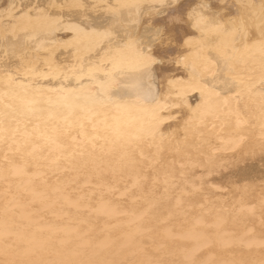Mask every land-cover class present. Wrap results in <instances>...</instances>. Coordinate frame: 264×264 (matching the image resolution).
I'll return each mask as SVG.
<instances>
[{
    "label": "bare ground",
    "instance_id": "1",
    "mask_svg": "<svg viewBox=\"0 0 264 264\" xmlns=\"http://www.w3.org/2000/svg\"><path fill=\"white\" fill-rule=\"evenodd\" d=\"M264 0H0V264H264Z\"/></svg>",
    "mask_w": 264,
    "mask_h": 264
},
{
    "label": "snow or ice",
    "instance_id": "2",
    "mask_svg": "<svg viewBox=\"0 0 264 264\" xmlns=\"http://www.w3.org/2000/svg\"><path fill=\"white\" fill-rule=\"evenodd\" d=\"M262 35H264V33H262Z\"/></svg>",
    "mask_w": 264,
    "mask_h": 264
}]
</instances>
